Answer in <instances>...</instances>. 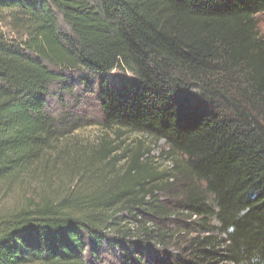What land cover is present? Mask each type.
<instances>
[{"label": "trees", "instance_id": "trees-1", "mask_svg": "<svg viewBox=\"0 0 264 264\" xmlns=\"http://www.w3.org/2000/svg\"><path fill=\"white\" fill-rule=\"evenodd\" d=\"M263 20L264 0H0V180L50 170L48 102L73 73L104 130L164 142L189 181L169 209L138 155L112 175L87 160L0 221V264H104V244L131 264L176 240L171 214L190 220L181 254L143 264H264Z\"/></svg>", "mask_w": 264, "mask_h": 264}, {"label": "rangeland", "instance_id": "rangeland-1", "mask_svg": "<svg viewBox=\"0 0 264 264\" xmlns=\"http://www.w3.org/2000/svg\"><path fill=\"white\" fill-rule=\"evenodd\" d=\"M260 30L264 37V20L261 21ZM78 76L69 74L68 77L72 80L68 83L69 91L56 92L57 88L54 87L48 102L47 113L56 120L60 119L55 133L56 140L46 156L50 170L45 172L40 168L34 178L22 176L0 180V221L23 209L31 200L54 197L62 189L73 186L72 182L77 177L73 174L76 175L80 166L88 163L87 160H90L91 165H96L101 173L112 175L122 174L131 158L138 155L140 162L151 164L157 174L155 181L158 189H155V197L160 203L169 208L183 199V187L189 181L179 179V158L169 154L162 141L122 130H104L100 126L102 117L94 95L93 79L87 78L84 85L76 80ZM121 78L122 74L112 72L106 77V81L109 85H115ZM72 176L73 179L69 181ZM188 221L190 220L185 214L176 217L171 214L169 219L158 221L161 229L173 235L178 234V237L168 245L151 249V252L145 249V258L139 259L140 261H133L130 256V261L133 262L131 264H143L147 258L153 260L152 255L159 251L181 254L180 250L187 240L183 225ZM102 251L104 264H112L110 251L117 264H125L126 259L117 249L104 244Z\"/></svg>", "mask_w": 264, "mask_h": 264}]
</instances>
